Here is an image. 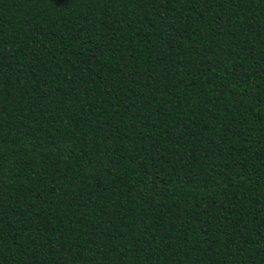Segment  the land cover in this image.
<instances>
[{"label": "trees", "instance_id": "trees-1", "mask_svg": "<svg viewBox=\"0 0 264 264\" xmlns=\"http://www.w3.org/2000/svg\"><path fill=\"white\" fill-rule=\"evenodd\" d=\"M0 264H264V0H0Z\"/></svg>", "mask_w": 264, "mask_h": 264}]
</instances>
